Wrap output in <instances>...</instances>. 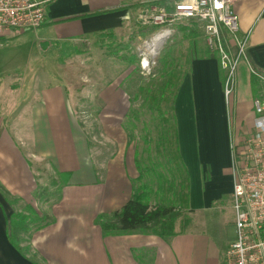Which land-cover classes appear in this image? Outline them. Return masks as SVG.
Instances as JSON below:
<instances>
[{
    "label": "crops",
    "instance_id": "obj_1",
    "mask_svg": "<svg viewBox=\"0 0 264 264\" xmlns=\"http://www.w3.org/2000/svg\"><path fill=\"white\" fill-rule=\"evenodd\" d=\"M136 9L124 0H58L42 27L30 32L38 34L46 56L50 51L42 46L111 32L130 22ZM234 11L240 35L250 33L247 60L237 68L234 98L227 103L219 62L196 59L175 103L180 151L190 174V213L194 214L213 211L224 195H232L231 142L238 116L232 117L231 106H253L257 93L252 68L264 86V0H241ZM27 33L15 32L0 42ZM64 84L53 83L52 74L43 70L28 82L25 74L8 72L0 63V264H227L232 240L228 242L217 221L210 232L195 227L167 240L142 231L104 236L96 225L98 217L120 212L131 200L138 171L134 156L125 152L111 157L102 170L96 165ZM116 98L120 102L116 101L117 116L123 118L127 107L122 106L120 93ZM120 121L110 134L122 143L127 139L121 137ZM42 167L56 179L51 187L57 191V200L50 213L42 210L43 202L54 197L41 181ZM63 177L65 182L60 183ZM28 207L40 220L35 217L28 230L14 231L12 216L32 217ZM46 223L51 224L42 228Z\"/></svg>",
    "mask_w": 264,
    "mask_h": 264
},
{
    "label": "rangeland",
    "instance_id": "obj_2",
    "mask_svg": "<svg viewBox=\"0 0 264 264\" xmlns=\"http://www.w3.org/2000/svg\"><path fill=\"white\" fill-rule=\"evenodd\" d=\"M138 20L136 12L130 22H125L123 26L111 32H100L90 38L60 42L50 47L42 46L44 50L50 51L46 56L41 52V44L44 43L34 32L18 34L11 41L0 42V63L3 64L4 70L21 72L26 75L28 82L43 70L46 75L52 74L53 83L58 81L65 83L75 105L74 112L86 131L96 165L100 169L105 162L120 152H125L128 157L134 156L136 146L142 139L141 132L144 133V125L150 119L152 110L160 104L157 96L165 82L170 79L173 72L180 76L189 73L193 62L199 56V51L204 50L205 53L208 50L210 58L216 59L220 69L227 74L222 68V55L218 51V43L207 35L198 22L190 20L176 22L172 28L174 34L172 39L164 44L165 46L159 43V52L155 55L157 48L150 52L144 44L159 33L160 29L146 26ZM184 27L187 30H183ZM221 36L222 47L229 54L235 55L236 47L229 35L223 30ZM144 59L150 63L146 69L143 67ZM118 92L122 95V106L127 107L125 111L128 110V113L131 109L138 111L139 120L134 121L127 115L118 118L117 114L120 111L116 103ZM114 110L116 114L112 115ZM234 114L238 116V126H234V131L237 142L240 143L242 136L252 129L256 116L254 105L231 106L232 117ZM119 121L122 125L121 137L127 139L122 143L113 139L110 134L117 129ZM128 131L138 139L131 145H128ZM41 172L39 176L42 183L48 185L49 195L54 196L49 198V203L45 201L42 204L43 212L50 213L51 204L57 200L55 197L57 191L51 187L56 179L55 175L48 173L44 167ZM65 179L59 178V182H65ZM138 186L139 184L133 182L134 188ZM152 187L157 190L159 182L153 181ZM158 198L151 199L153 206L160 203ZM214 207L213 211L197 214L186 210L176 211V231L199 227L210 232L217 221L221 233L226 235L228 242L232 240L230 243H234L236 213L232 195H224Z\"/></svg>",
    "mask_w": 264,
    "mask_h": 264
},
{
    "label": "built area",
    "instance_id": "obj_3",
    "mask_svg": "<svg viewBox=\"0 0 264 264\" xmlns=\"http://www.w3.org/2000/svg\"><path fill=\"white\" fill-rule=\"evenodd\" d=\"M56 1L0 0V38L9 37L15 32L38 30ZM124 1L135 5L140 23L160 29L144 44L150 52L159 43L163 46L172 39V28L176 22H198L207 35L218 43L222 68L227 71L224 93L229 104L236 93L238 65L247 60L250 39V33L240 35L239 17L234 11L235 4L241 0ZM223 30L235 44V55L222 47ZM149 66L150 63L144 59L143 67L146 69ZM251 70L263 82L257 71ZM253 105L256 116L252 129L242 136L240 143L236 136L231 142L236 241L227 251V264H264V91L257 93Z\"/></svg>",
    "mask_w": 264,
    "mask_h": 264
},
{
    "label": "trees",
    "instance_id": "obj_4",
    "mask_svg": "<svg viewBox=\"0 0 264 264\" xmlns=\"http://www.w3.org/2000/svg\"><path fill=\"white\" fill-rule=\"evenodd\" d=\"M195 23V22H194ZM196 24V23H195ZM183 30H187L186 27ZM204 50L199 51L198 60L210 59ZM223 85L227 74L220 69ZM185 76L173 72L167 80L157 98L160 104L150 113V119L145 123L141 142L136 146L134 153L135 166L138 178L134 181L139 186L134 188L131 200L120 212L112 215H101L96 221L104 236H124L143 232L167 240L177 235L175 212L186 210L190 212V174L184 163L180 146L178 125L175 114V103ZM254 91H264L263 82L252 74ZM139 112L131 109L127 117L139 120ZM128 130V129H127ZM128 145L137 142L136 136L128 131ZM159 182V188L154 190L153 181ZM159 197L160 203L153 206L151 199ZM162 203V205H161ZM32 214L13 215L11 225L13 230H28L29 225L40 220L34 211L28 207ZM45 220V219H44ZM52 223V222H51ZM46 223L42 226L44 228ZM40 229V228H39ZM11 241L18 250L15 236Z\"/></svg>",
    "mask_w": 264,
    "mask_h": 264
},
{
    "label": "bare ground",
    "instance_id": "obj_5",
    "mask_svg": "<svg viewBox=\"0 0 264 264\" xmlns=\"http://www.w3.org/2000/svg\"><path fill=\"white\" fill-rule=\"evenodd\" d=\"M156 50H155V55H158V52H159V44L158 45H156Z\"/></svg>",
    "mask_w": 264,
    "mask_h": 264
}]
</instances>
